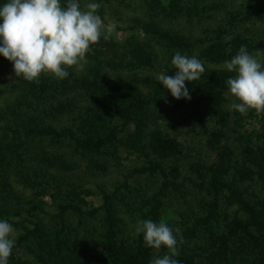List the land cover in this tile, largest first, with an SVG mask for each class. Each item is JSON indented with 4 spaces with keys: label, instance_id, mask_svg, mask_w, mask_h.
Wrapping results in <instances>:
<instances>
[{
    "label": "rangeland",
    "instance_id": "1",
    "mask_svg": "<svg viewBox=\"0 0 264 264\" xmlns=\"http://www.w3.org/2000/svg\"><path fill=\"white\" fill-rule=\"evenodd\" d=\"M96 2L116 31L68 78L29 83L0 56L9 264H150L167 250L134 235L149 219L180 230V264H264V113L231 110L224 68L241 46L264 60V0ZM177 51L205 67L190 101L157 80Z\"/></svg>",
    "mask_w": 264,
    "mask_h": 264
},
{
    "label": "clouds",
    "instance_id": "2",
    "mask_svg": "<svg viewBox=\"0 0 264 264\" xmlns=\"http://www.w3.org/2000/svg\"><path fill=\"white\" fill-rule=\"evenodd\" d=\"M101 3L89 0L81 9L78 0H7L0 3V56L13 65L17 78L39 83L42 75L58 81L68 78V68L86 62L91 46L101 38L110 40L116 29L106 26L98 14ZM175 75L161 73L158 83L176 100H191L186 82H196L205 73L203 61L182 55L179 51L171 60ZM224 68L234 73L226 81L234 98L231 110L246 116L250 110L264 113V60L250 54L244 46ZM15 229L0 219V264H9L15 247ZM135 236H143L144 245L166 254L150 260V264H180L178 245L182 243L180 230L164 219L159 222L138 220ZM34 261V257L28 258Z\"/></svg>",
    "mask_w": 264,
    "mask_h": 264
},
{
    "label": "trees",
    "instance_id": "3",
    "mask_svg": "<svg viewBox=\"0 0 264 264\" xmlns=\"http://www.w3.org/2000/svg\"><path fill=\"white\" fill-rule=\"evenodd\" d=\"M172 40V39H171ZM135 54H137L136 52H135ZM135 57H137L139 60L141 59V58H143L142 56H140V55H136ZM142 60V59H141ZM138 106V105H137ZM262 129H264V123L262 124ZM264 134V133H263ZM79 144H80V141H79ZM81 145H83V143L81 142ZM84 147V146H83ZM261 154H264V150L262 151V153ZM262 156H264V155H262ZM259 175L260 176H262V171L261 172H259ZM107 217H108V219H109V221H110V226H109V231H110V233L112 234L113 232H114V226H113V224H112V217H111V212H110V210H107ZM139 255H141V254H139Z\"/></svg>",
    "mask_w": 264,
    "mask_h": 264
}]
</instances>
